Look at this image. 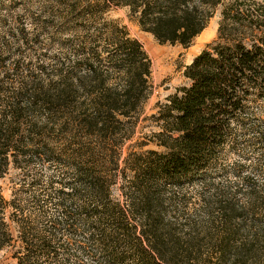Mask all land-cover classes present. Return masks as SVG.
Here are the masks:
<instances>
[{
  "label": "trees",
  "instance_id": "1",
  "mask_svg": "<svg viewBox=\"0 0 264 264\" xmlns=\"http://www.w3.org/2000/svg\"><path fill=\"white\" fill-rule=\"evenodd\" d=\"M51 4L60 49L50 64L7 54L25 42L16 22L0 34V181L14 175L9 198L0 185V254L14 264H264V2ZM119 7L159 44L183 47L220 10L187 84L151 116L161 151L125 150L152 86L141 44L106 17Z\"/></svg>",
  "mask_w": 264,
  "mask_h": 264
},
{
  "label": "rangeland",
  "instance_id": "2",
  "mask_svg": "<svg viewBox=\"0 0 264 264\" xmlns=\"http://www.w3.org/2000/svg\"><path fill=\"white\" fill-rule=\"evenodd\" d=\"M254 1L257 3L264 2V0ZM51 2L52 0H0V34L7 30L14 21L24 29L25 37L20 34L25 38V42H28L27 44L25 42L16 43V45H14L15 43L10 44V50L7 54H14L11 56L12 60H15L21 53H26V56L23 55L26 62L30 58L33 65L37 66L38 63L36 62L41 61L39 64L43 63L46 66L51 62L50 57L56 52L58 53L60 47L56 45L57 39L55 38L57 35L54 39L51 37L52 19L46 16L56 11V6L52 5ZM106 17L124 27L129 37L136 39L141 44L150 60L151 94L142 108L133 137L131 141L127 142L125 150L131 146L137 151L139 145L146 143V146L141 147L142 150L161 151L152 141H149L152 133L157 131L151 116L157 112L159 106L166 104L169 96L187 84L184 76L185 67L216 39L220 10L215 12L204 30L187 47L178 44H159L151 34L141 31L135 18L129 15L127 7L114 8L107 13ZM72 34L73 32L69 30L63 31L61 35H58V38L62 42L71 38ZM203 34H207L206 37L199 40ZM41 54L44 56H39ZM9 64L8 61L7 65L10 67ZM0 66L1 71L4 72L6 67H3V64ZM13 177V171L10 170L9 175L0 181L5 198L10 197L12 187L10 180ZM0 264L14 263L9 259L8 254L3 252L0 254Z\"/></svg>",
  "mask_w": 264,
  "mask_h": 264
},
{
  "label": "bare ground",
  "instance_id": "3",
  "mask_svg": "<svg viewBox=\"0 0 264 264\" xmlns=\"http://www.w3.org/2000/svg\"><path fill=\"white\" fill-rule=\"evenodd\" d=\"M206 35H207V34H203V35L200 37V39H199V40H202V39H204V38L206 37Z\"/></svg>",
  "mask_w": 264,
  "mask_h": 264
}]
</instances>
